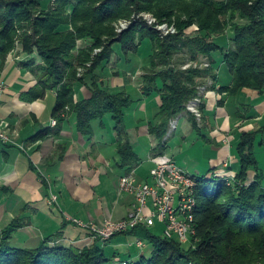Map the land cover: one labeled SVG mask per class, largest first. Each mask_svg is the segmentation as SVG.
Listing matches in <instances>:
<instances>
[{
	"label": "trees",
	"instance_id": "16d2710c",
	"mask_svg": "<svg viewBox=\"0 0 264 264\" xmlns=\"http://www.w3.org/2000/svg\"><path fill=\"white\" fill-rule=\"evenodd\" d=\"M56 3L57 8L51 11L46 10L49 7L41 0H0V82H4L1 72L17 36L15 24L31 21L30 28L22 34L21 47L30 55L35 51L42 64L27 57L24 65L30 68L37 84L21 100L32 103L43 98L46 91L55 92L52 118L56 125L73 112L77 131L87 137L93 136L94 121L111 115L120 164L129 167L128 173L139 162L125 132V111L133 101L126 91H113L103 79L102 70L112 53L121 50L128 62L127 55H135L144 41L151 51L146 57L147 71L140 91L145 97L156 93L161 100L156 122L148 125L149 133L159 142L160 154L164 151L162 144L169 121L186 112V105L208 79L212 80L209 89L220 95L264 96V0H56ZM143 13H151L159 22L174 24L178 32L158 36L146 24ZM118 20L132 22L120 35L115 29ZM29 29L31 34H27ZM78 41H89V45L77 50ZM96 48L100 52L93 55ZM181 54L188 62L208 66L203 70H180L174 57ZM89 62L91 66L87 67ZM220 62L231 79L229 85L219 80L215 68ZM81 67H87L82 76L78 75ZM76 86H86L91 91L90 99L75 102ZM248 100L236 112L239 120L257 116ZM218 104L222 105L221 100ZM200 110L204 113V105ZM189 122L199 132L201 126L198 127L194 115H189ZM51 133L44 129L32 140L44 139ZM257 146H264V115L253 131L238 135L235 146L238 167L231 182L225 177L193 175L197 184L196 235L191 245L155 233L152 229L156 226L139 225L103 244L98 239L85 247L72 243L50 245L44 240L35 249L14 248L9 238L20 227L15 221L2 232L0 264H115V257L129 264H238L250 254L248 241L240 242V234L250 227V232L256 235L260 233L257 228L264 224V173L255 155ZM250 170L255 171V177L247 184ZM121 235L145 240L151 246L150 256L142 254L130 261L114 249L107 256V246ZM59 236L56 234L55 238ZM258 242L262 241L253 242L256 253L263 247L257 246Z\"/></svg>",
	"mask_w": 264,
	"mask_h": 264
},
{
	"label": "crops",
	"instance_id": "0c3cea01",
	"mask_svg": "<svg viewBox=\"0 0 264 264\" xmlns=\"http://www.w3.org/2000/svg\"><path fill=\"white\" fill-rule=\"evenodd\" d=\"M79 43L86 44L85 41ZM143 45L135 55L127 57L128 62L124 58L120 61L118 57L119 63L111 67L113 71H103L108 87L113 91H126L133 101L132 106L126 109L124 119L127 141L139 158L133 168L138 180H148L149 166H154L161 151L159 142L149 133L148 127L156 122L160 97L156 93L143 97L140 91L142 77L134 75L141 73L146 57L151 53L148 47L143 50ZM18 57L17 60L9 55L1 72L6 89L0 97V117L5 119L1 122L9 124L1 131H5L10 142L0 143V240L2 232L16 221L20 227L10 235L11 247L35 249L44 240L50 245H81L87 241L89 233L73 224V219L101 225L105 219L121 220L132 210V197L118 190L119 178L128 173L129 167L120 164L114 121L111 115L94 121L92 137L77 131L73 112L64 116L59 125L52 126L56 94L49 90L43 98L32 103L21 100L37 81L30 68L24 65L27 56ZM217 59L219 62L220 58ZM132 64L135 69L131 70ZM218 65L215 69L221 84L229 85L231 79L224 64L220 62ZM90 97L91 91L86 86H76L75 102ZM248 99L257 116L239 120L236 112ZM220 100L222 105L218 104ZM204 101L203 127L198 132L191 127L187 115L180 116L177 136L181 143L174 144L172 148L173 143L168 140L165 151L175 161L176 152L181 154L178 147L191 152L193 158L184 161L187 165L176 163L193 175L227 176L224 161L238 163L235 151L238 135L251 131L252 120L262 119L264 96L246 93L230 97L226 93L220 95L209 90ZM44 129L52 133L44 139L32 140ZM226 139L228 144L224 143ZM254 151L258 166L264 173V146H257ZM237 163L228 166L231 170L228 172L233 176ZM254 177L255 171H248L247 184ZM50 195L57 197L55 203L50 204ZM56 234L60 236L55 238ZM130 240L132 237L121 235L109 245L124 258L133 261L140 252L127 246Z\"/></svg>",
	"mask_w": 264,
	"mask_h": 264
},
{
	"label": "built area",
	"instance_id": "2783aa9c",
	"mask_svg": "<svg viewBox=\"0 0 264 264\" xmlns=\"http://www.w3.org/2000/svg\"><path fill=\"white\" fill-rule=\"evenodd\" d=\"M202 65L208 66L207 63ZM5 89V83L0 82V97ZM188 104V106L186 105V112H192L200 119L199 101H190ZM177 121L178 118L169 123V129L163 138L164 151L158 155L157 161L149 170L148 180H138L135 169L119 178V192L128 194L133 199L132 210L125 218L118 221L105 219L101 225L92 221L72 220L78 228L89 231L87 240L91 244L97 239L102 244L106 243L114 235L128 232L139 225L153 228L156 223L161 225L162 235L165 238H175L183 245L192 244L191 240L196 235L194 226L196 179L189 171L181 168L175 159L165 151L167 149L166 142L172 136L171 133L177 129ZM56 123V120H51L52 126H55ZM8 142H10L9 136L0 131V143ZM56 200L57 197L53 195L49 202L52 204ZM127 246L143 249L145 241L135 237ZM114 263L129 264L126 261L121 262L118 258H114Z\"/></svg>",
	"mask_w": 264,
	"mask_h": 264
},
{
	"label": "rangeland",
	"instance_id": "374dc122",
	"mask_svg": "<svg viewBox=\"0 0 264 264\" xmlns=\"http://www.w3.org/2000/svg\"><path fill=\"white\" fill-rule=\"evenodd\" d=\"M43 3H45V4H47V6L49 7V8H46V10H48V9H50L51 11H55V9L57 8V3H56V0H41ZM68 13H70V11L68 12ZM144 14V13H143ZM145 18H146V20H147V25L150 27V28H152V29H154L157 33H158V36L159 35H161V36H167V35H174V34H176L177 32H178V28L177 27H175L174 26V24H171V23H168V22H159V20H157V18L156 17H154L151 13H148V14H144L143 15ZM144 18V19H145ZM132 22H131V20H129V21H127V20H118L116 23H115V29H116V31H117V34H122L124 31H126L131 25ZM30 24H31V21H29V22H23V23H16L15 24V26L17 27V36H15V39H14V46H13V49L10 51V53H9V55H13V58H15V59H19V57L18 56H31V57H33V58H35V60H36V62H38L39 64H42L41 63V60L38 58V56H37V53L34 51V53L33 54H27L23 49H22V47H21V45H22V41H21V38H22V34H24V31H25V29H27V27H29L30 28ZM24 29V30H23ZM193 29H196V27H193ZM193 29H192V31H193ZM118 30H120V31H118ZM189 32H191V31H189ZM27 34H31V31H30V29H29V31H28V33ZM79 42H83V41H78V43H77V50L78 49H82V48H85L86 46H88L89 45V41H86V44L85 43H79ZM85 44V45H84ZM147 48V46H146V41H144V45H143V50H145ZM100 52V49L99 48H96V49H94V52H93V55L94 54H98ZM117 54H118V56H117ZM112 53L111 54V56H110V58H109V60H108V62L104 65L105 67H104V70L105 69H108V70H110V71H113V69L111 68L112 66H114V64H118L119 62H118V57L120 58V61L124 58V60L126 59V55L125 54H123L122 53V51L120 50L118 53ZM8 55V56H9ZM92 55V56H93ZM127 57H130V55L128 54L127 55ZM187 59H186V57L183 55V54H181V55H177V56H175L174 57V61L175 62H177L178 63V65H177V67L180 69V70H187V69H200V70H203V69H205V66H203L200 62H198V64L197 63H195V62H188V61H186ZM203 62V61H202ZM130 63H132V61L130 62ZM124 64H126V63H124ZM86 66L87 67H89V66H91V62H89V63H86ZM87 67H81V68H79L78 69V75H80V76H82L83 75V73L86 71V68ZM119 67L121 68V66L119 65ZM132 69H135L134 68V65L132 64L131 65V70ZM140 69V68H139ZM99 70H97V72H98ZM147 70H145L144 69V67H143V69H141V73L139 72H137L136 74H134L135 75V77H137V76H139V77H142L143 78V76H144V74H145V72H146ZM102 72H103V70H102ZM108 73V72H107ZM144 73V74H143ZM100 77V76H99ZM135 77H133V78H135ZM101 78H103V77H101ZM104 79V78H103ZM210 86H212V80H210V79H208L207 81H205L200 87H199V91L197 92V94L198 95H196L194 98H192L190 101H199V105H198V110H199V112H200V114L202 115V116H204V114H205V110H204V113H203V111H201L200 109H201V106H203L204 105V108H205V101H204V96H205V94L207 93V91H209L210 89ZM198 89V88H197ZM143 97H145V96H143ZM160 102H161V100H160ZM189 104H187V106H188ZM161 106V105H160ZM160 108V107H159ZM191 108H195V107H191ZM159 110V109H158ZM196 110V109H195ZM194 115L192 112L190 113V112H184V113H182V114H180V115H178L177 117H174V118H172L171 120H174V119H177L178 118V121H179V119L181 118L180 116H183V115H187L188 117H189V115ZM107 116H109V115H106V117ZM195 116V115H194ZM196 117V116H195ZM1 120L2 121H4L5 119H2L1 117H0V131L1 130H4V129H7L8 128V126H9V124H5V122H1ZM170 120V121H171ZM196 120H197V124H198V127L199 126H201V128L203 127V125H202V122H200V120H201V117H200V119H198L197 117H196ZM256 120V121H255ZM255 120H252L253 122L251 123V126H250V128H254L255 129V127H256V122L257 121H259L258 119H255ZM170 121H169V123H170ZM177 121V122H178ZM255 121V122H254ZM180 123H181V120L179 121ZM251 122V121H250ZM240 124H241V122H239ZM191 124V123H190ZM179 127H180V124L178 123L177 124V129L175 130V131H173L171 134L173 135L174 133V136H172V138L171 139H169L170 140V142L171 143H173L172 144V148L174 147V144L176 145L177 143L179 144V143H181L180 142V139H179V137L177 136V134H178V129H179ZM239 127V126H238ZM200 127H199V129H201ZM169 129V128H168ZM252 129H251V131H252ZM5 132V131H4ZM206 132L207 131H205V135H206V137H207V134H206ZM204 135V133H202V136ZM165 136H166V134H165ZM229 139V138H228ZM228 142H229V140L227 141V139H226V142H224V143H227L228 144ZM169 147L171 148V145H169ZM187 148V147H186ZM185 148V149H186ZM178 149L179 150H181V154L180 153H177L176 152V161H177V163H179V164H185L184 163V161H190L191 160V158H193V155H192V153L191 152H186V151H184V150H182L183 149V147L182 146H180V147H178ZM237 159V158H236ZM238 160V159H237ZM189 163V162H188ZM237 162L236 161H234V160H231V161H229L228 160V162L227 161H224V165H226V169H228V170H226V172H227V176H223V177H225L226 179H230V182L232 181V178L234 177L233 176V174H231V172H228V171H231V170H229V168L230 167H228L229 166V164H236ZM238 164V163H237ZM185 165H187V164H185ZM150 167V168H149ZM148 168L149 169H151L152 167L151 166H149ZM186 167H188V166H186ZM226 172H224V173H226ZM191 175H192V173H190ZM219 177V176H218ZM217 177V178H218ZM207 178H208V176H207ZM247 183V182H246ZM53 195H50V197H52ZM90 222V221H89ZM257 229H260V233H258V234H253V232H250V227L249 228H247L246 229V231L244 232V233H242V232H240V233H242V234H240V236H239V239H240V242H244V243H246L247 241H248V244H249V249H250V254L247 256V258H244L240 263H238V264H264V259H262V257L264 256V253H262L263 251H264V224L263 225H261L260 227H258ZM155 233H157V234H161L162 233V227H161V225L160 224H157L156 223V228H154V229H152ZM134 240V238L132 237V240H130L131 242ZM256 240H261L262 242H258L257 243V246H260V245H263V247H259V250H262L261 252L259 251V252H255L254 251V247H253V245H254V243L253 242H255ZM130 241H128V242H130ZM145 241V240H144ZM73 244V243H72ZM74 246H79L78 244H73ZM89 245H91V243L87 240L86 242L84 241L83 242V244H81L80 246H89ZM109 245L107 246V248H106V254H107V256H110L111 254H112V249L109 247ZM263 248V249H262ZM150 250H151V246H150V244L149 243H147L146 241H145V247L142 249V251H140V253H144V256L145 257H149L150 256ZM140 253L138 254V256L140 255ZM137 256V257H138ZM135 259V258H134Z\"/></svg>",
	"mask_w": 264,
	"mask_h": 264
},
{
	"label": "water",
	"instance_id": "95a60500",
	"mask_svg": "<svg viewBox=\"0 0 264 264\" xmlns=\"http://www.w3.org/2000/svg\"><path fill=\"white\" fill-rule=\"evenodd\" d=\"M129 248H135V247H129ZM138 249V248H137ZM138 250H140V251H142V249H138ZM139 251V252H140ZM115 258H118V257H115ZM114 260V259H113ZM118 260H119V258H118Z\"/></svg>",
	"mask_w": 264,
	"mask_h": 264
}]
</instances>
